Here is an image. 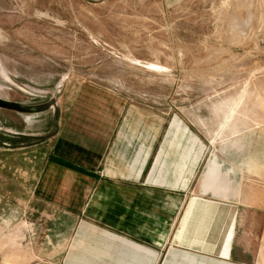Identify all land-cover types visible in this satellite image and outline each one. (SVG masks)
I'll list each match as a JSON object with an SVG mask.
<instances>
[{
  "label": "rangeland",
  "instance_id": "rangeland-1",
  "mask_svg": "<svg viewBox=\"0 0 264 264\" xmlns=\"http://www.w3.org/2000/svg\"><path fill=\"white\" fill-rule=\"evenodd\" d=\"M128 120L235 168L264 254V0H0V264H61L67 165Z\"/></svg>",
  "mask_w": 264,
  "mask_h": 264
},
{
  "label": "crops",
  "instance_id": "crops-1",
  "mask_svg": "<svg viewBox=\"0 0 264 264\" xmlns=\"http://www.w3.org/2000/svg\"><path fill=\"white\" fill-rule=\"evenodd\" d=\"M121 126L70 163L84 193L61 264L264 263L245 227L256 204L233 192L235 168L214 160L199 172L198 150L183 149L185 136L198 143L192 135L148 120Z\"/></svg>",
  "mask_w": 264,
  "mask_h": 264
},
{
  "label": "trees",
  "instance_id": "trees-1",
  "mask_svg": "<svg viewBox=\"0 0 264 264\" xmlns=\"http://www.w3.org/2000/svg\"><path fill=\"white\" fill-rule=\"evenodd\" d=\"M67 168H68V169H71V170H73V171H78V169H77L76 167L71 166V165H67Z\"/></svg>",
  "mask_w": 264,
  "mask_h": 264
}]
</instances>
